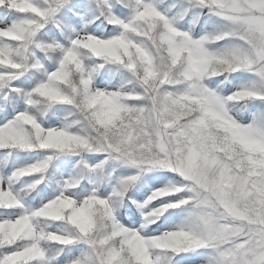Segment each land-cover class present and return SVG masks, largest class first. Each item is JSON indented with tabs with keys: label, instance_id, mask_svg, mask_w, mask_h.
I'll return each mask as SVG.
<instances>
[{
	"label": "snow or ice",
	"instance_id": "obj_1",
	"mask_svg": "<svg viewBox=\"0 0 264 264\" xmlns=\"http://www.w3.org/2000/svg\"><path fill=\"white\" fill-rule=\"evenodd\" d=\"M0 264H264V0H0Z\"/></svg>",
	"mask_w": 264,
	"mask_h": 264
},
{
	"label": "rangeland",
	"instance_id": "obj_2",
	"mask_svg": "<svg viewBox=\"0 0 264 264\" xmlns=\"http://www.w3.org/2000/svg\"><path fill=\"white\" fill-rule=\"evenodd\" d=\"M170 178H171V174H170ZM156 186H160V185H156ZM148 194H150V189L149 190H147L146 192H145V198H146V196L148 195ZM177 212H179V210H176ZM167 215V214H166ZM182 217H177V222H179V220L181 219ZM163 222V218H161V223ZM153 227H155V226H153ZM161 230H165V229H161Z\"/></svg>",
	"mask_w": 264,
	"mask_h": 264
}]
</instances>
